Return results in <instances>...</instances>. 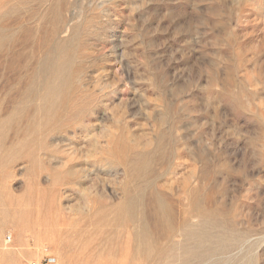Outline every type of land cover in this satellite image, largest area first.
Instances as JSON below:
<instances>
[{"label":"rangeland","instance_id":"374dc122","mask_svg":"<svg viewBox=\"0 0 264 264\" xmlns=\"http://www.w3.org/2000/svg\"><path fill=\"white\" fill-rule=\"evenodd\" d=\"M125 170L215 211L151 264H264V0H0V264H142Z\"/></svg>","mask_w":264,"mask_h":264},{"label":"bare ground","instance_id":"6f19581e","mask_svg":"<svg viewBox=\"0 0 264 264\" xmlns=\"http://www.w3.org/2000/svg\"><path fill=\"white\" fill-rule=\"evenodd\" d=\"M58 88L59 87L54 86L53 82H50L48 84L46 91L42 95H40L39 98H37L38 102H40L41 104L39 103V105L36 106V111L33 119L41 115L44 110L45 103L50 100V96L52 93L53 95H57ZM32 96H34L32 92H28L27 99L30 100L29 97ZM125 171L126 174L130 176L128 180L129 186H126V188L124 189L125 203L121 204L117 208L119 215L118 218L121 223L120 225L122 226L131 224V226L134 228L136 224H139V229L133 230L131 234L132 238L136 239L137 242L134 240L128 242L127 250L131 254H136L141 250H145V257L141 259L142 264L160 262L162 256L165 253L179 245V243L172 242L166 247V245L172 241L173 237L177 236L178 233H182L183 237L185 238H193L195 229L198 225V216H200L204 212V215L215 213V211H213L212 209H206V207V210L197 211V202L194 195L195 191L193 188H190V184L187 185V183H192L190 180H188L187 183H183L184 185L182 187V193L176 195L175 197L177 201V207L179 205V208L176 212L173 211V205L169 203L166 198H164L160 194L150 191L152 203L150 202L151 204H149V206L152 205V215L149 216L153 217L154 219V222L150 223V220L147 217L148 215L146 216L145 214L147 205L145 204L144 199L145 196H147L145 195L146 191L153 187V179H146L145 176L147 175H145V173L147 170L145 172H143L142 170ZM130 184L133 185L134 192H132L133 190L130 188ZM196 190L198 191L197 188ZM170 195L173 196L171 193ZM196 197H198V195H196ZM186 203L188 204L186 205ZM136 206H140L139 212H136ZM178 215H180V224L186 226L187 230L182 231L181 229L177 228L176 220ZM153 235H158L157 238L160 239V241L157 238H154ZM167 263L172 264V261H168ZM186 263V259L182 258V262H179L178 264Z\"/></svg>","mask_w":264,"mask_h":264},{"label":"built area","instance_id":"2783aa9c","mask_svg":"<svg viewBox=\"0 0 264 264\" xmlns=\"http://www.w3.org/2000/svg\"><path fill=\"white\" fill-rule=\"evenodd\" d=\"M7 239L8 241H10L11 237L9 236ZM45 259H46V256L41 260L40 264H46L47 262ZM32 264H36V263L33 262Z\"/></svg>","mask_w":264,"mask_h":264}]
</instances>
